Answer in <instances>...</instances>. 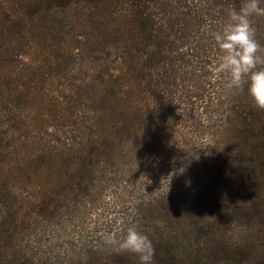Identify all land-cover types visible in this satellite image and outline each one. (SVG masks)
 <instances>
[{"label": "trees", "instance_id": "1", "mask_svg": "<svg viewBox=\"0 0 264 264\" xmlns=\"http://www.w3.org/2000/svg\"><path fill=\"white\" fill-rule=\"evenodd\" d=\"M243 2L0 0V264H140L118 248L130 226L152 264H264V111L216 73ZM151 167L162 198L125 179ZM112 186L133 202L117 223Z\"/></svg>", "mask_w": 264, "mask_h": 264}, {"label": "clouds", "instance_id": "2", "mask_svg": "<svg viewBox=\"0 0 264 264\" xmlns=\"http://www.w3.org/2000/svg\"><path fill=\"white\" fill-rule=\"evenodd\" d=\"M264 16L260 0H244L233 8L221 31L214 36L221 52L216 66L217 75L228 77L227 85L241 89L247 84L248 95L254 106L264 111V47L258 42L253 17ZM120 251L138 256L140 264H152L154 248L147 235L135 226L127 228L118 241Z\"/></svg>", "mask_w": 264, "mask_h": 264}, {"label": "rangeland", "instance_id": "3", "mask_svg": "<svg viewBox=\"0 0 264 264\" xmlns=\"http://www.w3.org/2000/svg\"><path fill=\"white\" fill-rule=\"evenodd\" d=\"M151 168L157 171L158 173L154 171H148V168H147L144 171L136 172L133 175H130L125 179L131 178L132 183L134 182L135 184H138V186L140 182L143 181V178L147 180H151V185L149 189L152 190L154 193H158V194L161 193V198H162L164 191L167 188L168 180L170 179L171 173L168 171L164 173H159L160 171H158L159 170L158 168L156 167H151ZM115 195H119V191H118V188H114L112 186L108 190H106V192H103V194L100 197L99 203L104 205L110 210L109 213H105L106 220L108 222L113 221L117 223L118 221H122L123 218H127L132 213L133 211L132 203L133 202L130 198H128L126 201L124 200L125 202H123L120 207L117 208L115 207L116 205H114L116 202ZM89 208L90 207H88V209ZM82 212L83 211H81L80 214ZM80 214H78L77 217L74 218L75 222H73V226L78 225L76 223V219L78 218V216H80ZM103 214H104V211H103L102 206H97V208L89 209L87 213L88 220L86 222V228L89 230L92 229L98 223L97 219L100 220ZM70 230L71 231L69 232L68 236H70L73 239V241H75L76 235H77L76 234L77 229L70 226ZM103 231L104 229H100L98 231V234L100 236L104 235ZM59 236H60V239L59 240L55 239L54 241H52V243L54 246L55 245L58 246V250H65L66 246H64V244L67 242V240L61 234Z\"/></svg>", "mask_w": 264, "mask_h": 264}]
</instances>
